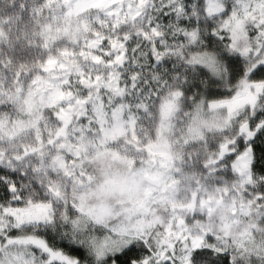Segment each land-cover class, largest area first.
<instances>
[{
  "label": "clouds",
  "instance_id": "clouds-1",
  "mask_svg": "<svg viewBox=\"0 0 264 264\" xmlns=\"http://www.w3.org/2000/svg\"><path fill=\"white\" fill-rule=\"evenodd\" d=\"M37 236L264 264V0H0V264H48Z\"/></svg>",
  "mask_w": 264,
  "mask_h": 264
},
{
  "label": "snow or ice",
  "instance_id": "snow-or-ice-1",
  "mask_svg": "<svg viewBox=\"0 0 264 264\" xmlns=\"http://www.w3.org/2000/svg\"><path fill=\"white\" fill-rule=\"evenodd\" d=\"M119 59V57H117ZM256 91L259 92L261 90V85L256 84ZM245 90H247V85H245ZM62 95V93H61ZM255 100V96L251 93H248L246 96L238 97L234 99L233 102H243L248 101L249 103ZM63 118V116H61ZM243 131H247L248 136H252V132L248 131L246 126H242ZM101 191L103 188L101 187ZM43 205H37L36 207H42ZM5 212L16 215L19 211H24L30 214V210L28 209H17V208H6L4 209ZM32 245L35 247L40 248L48 257V264H72L71 260L69 259L70 254H66L65 251L62 249L60 245L55 244L53 241L47 240L42 237H30L29 238ZM119 260V258H117Z\"/></svg>",
  "mask_w": 264,
  "mask_h": 264
}]
</instances>
